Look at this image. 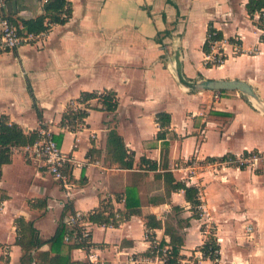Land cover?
<instances>
[{
    "label": "crops",
    "instance_id": "1",
    "mask_svg": "<svg viewBox=\"0 0 264 264\" xmlns=\"http://www.w3.org/2000/svg\"><path fill=\"white\" fill-rule=\"evenodd\" d=\"M12 1L15 5L6 6L5 12L16 22L44 12L39 0L7 3ZM69 1L70 17L54 24L41 43L0 52V115L25 133L41 127L52 136L62 133L61 150L81 162L72 167L70 183L64 185L41 160L13 151L0 171V264L20 263L17 217L32 221L40 238L48 239L60 220L68 234L69 214L87 213L102 199L125 210L129 192L138 203L129 218L115 227L88 225L89 243L101 264H135L131 257H140L149 247L147 214L161 221L156 239L169 240L165 225L181 234L185 258L201 256L198 247L206 237L201 226H213L219 257L199 264H264V162L256 168L202 170L191 180L187 168L192 157L264 151V113L248 97L221 91L215 99V92L185 83L200 78L244 80L264 104V42L246 12L248 0ZM209 23L222 33L227 55L212 67L204 65L202 49ZM232 41L238 43L236 52ZM103 89L116 92L114 112L90 110L86 125L77 131L58 126L71 99L82 91ZM159 112L170 114L164 139L156 138ZM110 129L133 153L131 168L108 152ZM141 158L155 161L156 169H148ZM167 171L186 185L198 182L204 204L199 218L191 217L182 190L168 196L162 177ZM248 224L252 230L246 233ZM40 249L50 251L47 244ZM61 252H67L65 244ZM85 254V247L70 251L75 263L82 264Z\"/></svg>",
    "mask_w": 264,
    "mask_h": 264
},
{
    "label": "trees",
    "instance_id": "2",
    "mask_svg": "<svg viewBox=\"0 0 264 264\" xmlns=\"http://www.w3.org/2000/svg\"><path fill=\"white\" fill-rule=\"evenodd\" d=\"M43 5L44 12L35 18L22 19L16 22L8 17L15 25L21 27V32L39 33L46 29L47 23L62 24L71 15L72 9L69 0H47ZM245 9L253 24L261 31L259 41L264 42V0H248L245 4ZM63 14L66 16L63 17ZM255 15H257V18H255ZM222 38V33L215 29L212 23H209L207 36L202 46L203 51L205 53L209 52L210 42L214 39L218 40ZM117 106L118 98L115 91L108 89L82 91L76 98L71 99L67 103L61 114L58 126L63 130L77 131L86 125L85 119L90 110L102 109L107 112H114ZM156 122L159 128L156 138L164 139L169 132L170 114L167 112L157 113ZM39 138L40 134L38 130L25 133L18 124L11 122L6 115H0V171L2 165L10 161L15 147L30 145ZM53 138L59 144L62 133L53 135ZM107 146L111 157L119 161L121 166L124 168L132 167L133 153L128 152L122 137L114 129H110L108 132ZM167 151V148L163 150V156H166ZM251 152L257 151L253 150ZM248 153L250 152H244L243 154L246 155ZM224 156L233 155L225 154ZM141 161L147 164L148 169H156L157 167L155 161L144 158H141ZM162 177L168 196L171 191L182 190L184 198L192 210L191 217L199 218L200 212L196 209L200 202L198 188L174 179L169 171L164 172ZM162 200L164 201V198ZM30 204L33 205L34 203ZM137 205V201L132 200L130 192L125 197V210L114 209L111 199L105 198L100 200L96 208L87 212V219L91 223L115 227L121 221L129 218L136 211L134 207ZM68 208L69 205H67L66 210ZM173 209L179 210L180 207L174 206ZM14 224L16 229L15 244L20 246L22 252L19 264H80L75 263L71 259L70 251L73 248L85 246L83 242L65 241L68 231L63 219L60 220L54 234L48 239L40 238L39 231L35 228L32 221H26L22 217H17L14 220ZM144 226L145 237L149 241V247L141 256H151L157 251L161 254L164 250L166 252V261L169 264H179V260L185 258L181 254L182 236L173 227L164 226V232L169 236V240L165 241L164 239H156L155 229L161 227V221L153 214H147ZM201 229L204 230V225L201 226ZM45 244L49 245L50 251L53 254L48 250L40 249ZM63 244L67 247V252L65 253L61 252ZM86 246L91 247L90 243H87ZM198 250L201 251L203 259L215 261L219 257V244L215 236V229L206 235Z\"/></svg>",
    "mask_w": 264,
    "mask_h": 264
},
{
    "label": "built area",
    "instance_id": "3",
    "mask_svg": "<svg viewBox=\"0 0 264 264\" xmlns=\"http://www.w3.org/2000/svg\"><path fill=\"white\" fill-rule=\"evenodd\" d=\"M44 4L47 0H39ZM7 6V0H0V52H5L20 47L23 44H38L41 43L47 32L54 25L47 23L45 30L39 33L21 32V27L15 25L5 12ZM66 15L63 14V17ZM223 39H214L210 42V50L205 53L204 65L207 67L218 66L227 56L223 48ZM231 45L236 52L238 49V43L232 41ZM219 92L214 93L215 99L218 98ZM63 130V129H62ZM40 138L30 145L21 147H15L13 151L20 149L23 153L30 155L36 159L42 161V164L47 168L49 174L58 182L66 185L70 183V174L72 167L80 166L79 162L72 153L64 152L61 150L59 144L55 141L52 134L41 127L39 130ZM260 162H264V151L262 152H250L246 155L241 154L238 156H221L218 158H197L192 157L187 162V168L189 170V178L196 176L199 171H205L209 169H216L223 166L235 165L237 167H251L256 168ZM193 185L198 188V182H193ZM200 193V192H199ZM200 199V194H199ZM196 209L200 212V216L204 211V204L200 199ZM67 222L71 227V232L66 234V242H83L86 248V254L82 264H101V260L96 251L91 247L86 246L89 243V221L87 219V213L81 211L71 212L67 218ZM246 233L251 232L252 226L248 224L246 227ZM213 228L210 225H204L205 235L211 233ZM166 249V247H164ZM200 251V250H199ZM201 252V251H200ZM166 252L163 250L160 254L158 251L151 256L131 257V262L135 264H169L166 261ZM202 258L194 253L187 258L179 260V264H199ZM218 259V258H217ZM216 259V260H217ZM215 260V261H216Z\"/></svg>",
    "mask_w": 264,
    "mask_h": 264
},
{
    "label": "water",
    "instance_id": "4",
    "mask_svg": "<svg viewBox=\"0 0 264 264\" xmlns=\"http://www.w3.org/2000/svg\"><path fill=\"white\" fill-rule=\"evenodd\" d=\"M15 5V1L7 3V7ZM181 77V75H179ZM194 90H211L213 92L221 91H237L248 97L262 113H264V104L260 101L255 89L246 81L240 79H207L200 78L198 80L185 82Z\"/></svg>",
    "mask_w": 264,
    "mask_h": 264
},
{
    "label": "rangeland",
    "instance_id": "5",
    "mask_svg": "<svg viewBox=\"0 0 264 264\" xmlns=\"http://www.w3.org/2000/svg\"><path fill=\"white\" fill-rule=\"evenodd\" d=\"M211 228H213V229H214V227H213V226H211ZM88 241H89V238H88Z\"/></svg>",
    "mask_w": 264,
    "mask_h": 264
}]
</instances>
